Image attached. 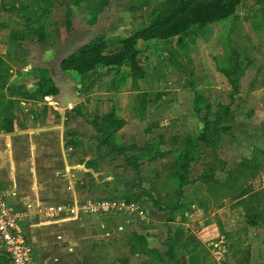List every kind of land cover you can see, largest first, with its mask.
<instances>
[{"label":"crops","instance_id":"0c3cea01","mask_svg":"<svg viewBox=\"0 0 264 264\" xmlns=\"http://www.w3.org/2000/svg\"><path fill=\"white\" fill-rule=\"evenodd\" d=\"M0 56L9 65L8 74L0 71V99L15 101L11 129L0 120V190L22 216L20 228L32 246L33 264H82L79 247L93 242L123 244L125 264H249L248 251L240 258L231 248L249 224L236 227L220 220L221 208L190 205L194 188L206 187L196 180L203 171L199 160L190 164L193 182L179 189L171 178L176 146L157 144L156 137L167 140L181 133L152 123L153 108L148 110L137 95L147 77L138 79V88L112 89L109 72L91 86L94 90L87 88L89 94L79 95L77 105L62 108L54 96L40 98L37 84L26 82L22 69ZM77 85L86 89L84 82ZM109 112L123 125L101 143L90 119ZM125 157L140 169L127 165ZM105 197L136 199L142 214H43L49 204L70 206ZM0 264H11L1 248Z\"/></svg>","mask_w":264,"mask_h":264},{"label":"rangeland","instance_id":"374dc122","mask_svg":"<svg viewBox=\"0 0 264 264\" xmlns=\"http://www.w3.org/2000/svg\"><path fill=\"white\" fill-rule=\"evenodd\" d=\"M162 1L0 0V55L22 69L26 82L34 81L36 85L42 74L50 76L47 63L39 57L47 58L68 44L74 46L72 50L80 42L100 34H104L107 46L112 48L118 45L120 37L148 24L153 9ZM40 24L43 31H37ZM137 48L145 71L143 78L147 77L137 95L147 101L148 110L153 108L150 117L155 126L162 128L163 123L169 127V133H181L176 144L172 136L167 140L156 137L157 144L175 145L173 153L188 133L194 138L202 129L203 123L194 109L195 91L210 101L212 113L218 103H229L231 86L220 69L226 66L230 53H239L244 71L232 103L231 130L222 135L216 148L200 147L198 169L203 170L214 154L226 162L224 169L214 173L219 181H224L228 171L243 159H248L255 168L246 167L243 173L233 174L225 185L213 190L194 188L195 197L190 205L206 210L221 208V221L236 227L247 225L250 211L264 213V0H242L235 13L226 19L193 26L171 41H139ZM8 69L0 56V71L8 74ZM66 73L71 80L81 82L76 72ZM105 74L106 68L98 66L84 78V83L87 87L95 86ZM108 76L114 79L112 89L124 84L135 89L138 79H142L132 76L129 64L114 68ZM0 80L3 82L4 76ZM73 90L82 97L90 93L79 85ZM240 231L242 234L233 239L231 247L235 256L244 257L248 251L249 264H264V224L245 226ZM79 248L85 259L82 264H125L127 252L123 244L93 242Z\"/></svg>","mask_w":264,"mask_h":264},{"label":"trees","instance_id":"16d2710c","mask_svg":"<svg viewBox=\"0 0 264 264\" xmlns=\"http://www.w3.org/2000/svg\"><path fill=\"white\" fill-rule=\"evenodd\" d=\"M242 0H163L159 6L152 11V19L134 33L120 37L118 45L109 48L105 41L104 34L96 35L80 42L72 51L62 59L61 67L64 71H74L84 82L90 72H95L98 66H104L106 73L114 68L129 64L130 71L134 78H143L145 71L139 57L137 44L139 41L166 40L171 41L174 37L180 36L193 26H205L232 16ZM44 26L40 24L37 31H43ZM43 34V33H42ZM41 40H44L42 35ZM220 71L226 77L231 86L230 101L227 104L218 103L216 110L212 113V106L205 96L195 91L194 109L199 115L203 126L201 131L193 138L188 134L184 137L180 148L174 153L173 171L171 178L177 183L180 189L184 184L193 182L188 179L190 164L199 160V149L201 146L216 148L222 135L231 130L233 119L232 103L235 94L239 91V78L244 71L243 61L238 52L233 51L227 58V63ZM101 76V75H99ZM45 78V79H42ZM41 80V81H39ZM38 81L40 83H38ZM35 93L43 98L44 96H56L57 88L51 77L42 74L37 80ZM84 87L87 85L84 83ZM32 94H30L31 96ZM15 101L12 99H0V120L5 130L11 129L14 118L13 108ZM143 105V103H141ZM201 112H204L201 115ZM95 131L101 136V143L109 142L115 132L123 125V120L114 115L113 112L96 115L90 119ZM178 136L172 140L176 144ZM121 153V151H120ZM125 162L136 171L139 166L129 157ZM248 159H243L233 170H229L224 181H219L214 176L217 169H224L226 162L214 154L211 162L207 163L200 176L196 179L206 185L209 190L217 186H223L233 174L243 173V170L255 168L249 165ZM244 166V167H243ZM245 193H241L243 196ZM148 197L150 195H147ZM136 200V199H135ZM154 204H157L154 201ZM246 222L250 226L264 224V213L261 211H250L246 216ZM144 241L143 237H139ZM241 264V262L239 263Z\"/></svg>","mask_w":264,"mask_h":264},{"label":"built area","instance_id":"2783aa9c","mask_svg":"<svg viewBox=\"0 0 264 264\" xmlns=\"http://www.w3.org/2000/svg\"><path fill=\"white\" fill-rule=\"evenodd\" d=\"M87 214L107 215L113 212H138L142 214L137 201L126 198H100L85 200L78 205L64 203L49 204L44 208V216L77 215L79 211ZM22 216L6 201V193L0 190V248L8 255L11 264H33V249L21 231Z\"/></svg>","mask_w":264,"mask_h":264},{"label":"water","instance_id":"95a60500","mask_svg":"<svg viewBox=\"0 0 264 264\" xmlns=\"http://www.w3.org/2000/svg\"><path fill=\"white\" fill-rule=\"evenodd\" d=\"M72 47L71 44H68L66 47L59 49L57 53L49 54L46 58V66L50 71V77L58 90L55 99L62 108L71 107L80 101L79 94L73 90V87L77 86L76 82L71 80L61 67L62 59L72 51Z\"/></svg>","mask_w":264,"mask_h":264},{"label":"flooded vegetation","instance_id":"af4514ba","mask_svg":"<svg viewBox=\"0 0 264 264\" xmlns=\"http://www.w3.org/2000/svg\"><path fill=\"white\" fill-rule=\"evenodd\" d=\"M40 56H41V55H40ZM39 59H40V60H43L44 62L47 63V59H46V57H45L44 59H41V58L39 57ZM43 61H42V62H43ZM44 64H45V63H44Z\"/></svg>","mask_w":264,"mask_h":264}]
</instances>
